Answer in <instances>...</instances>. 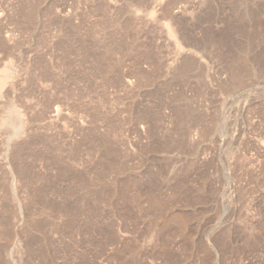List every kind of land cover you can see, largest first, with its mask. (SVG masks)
Segmentation results:
<instances>
[{
    "label": "rangeland",
    "instance_id": "374dc122",
    "mask_svg": "<svg viewBox=\"0 0 264 264\" xmlns=\"http://www.w3.org/2000/svg\"><path fill=\"white\" fill-rule=\"evenodd\" d=\"M0 264H264V0H0Z\"/></svg>",
    "mask_w": 264,
    "mask_h": 264
},
{
    "label": "bare ground",
    "instance_id": "6f19581e",
    "mask_svg": "<svg viewBox=\"0 0 264 264\" xmlns=\"http://www.w3.org/2000/svg\"><path fill=\"white\" fill-rule=\"evenodd\" d=\"M175 32V31H174ZM175 36V35H174Z\"/></svg>",
    "mask_w": 264,
    "mask_h": 264
}]
</instances>
